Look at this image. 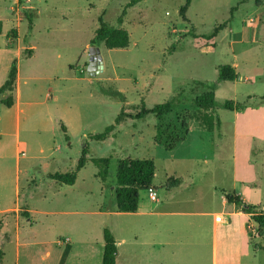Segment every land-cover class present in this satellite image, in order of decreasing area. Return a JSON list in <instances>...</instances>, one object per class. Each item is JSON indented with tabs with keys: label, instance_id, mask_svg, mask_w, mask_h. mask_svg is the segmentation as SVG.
<instances>
[{
	"label": "rangeland",
	"instance_id": "1",
	"mask_svg": "<svg viewBox=\"0 0 264 264\" xmlns=\"http://www.w3.org/2000/svg\"><path fill=\"white\" fill-rule=\"evenodd\" d=\"M131 1L23 0L20 25L5 24L6 31H19L22 53L26 48L34 51L19 60L22 110L0 105V148L6 153L2 167L9 181V186L1 187L2 205L15 201L12 182L18 174L19 202L35 210L30 214L32 226L21 230L22 241L31 242L21 247V264L26 255L41 261L47 248L51 254L46 261L56 260L63 250L57 240L67 235L78 244L83 240L78 236L85 234L101 245L106 226L118 241L125 240L120 258L144 250L140 241H130L143 215L120 212L114 194L119 161L126 157L155 162L153 184L159 200L150 201L145 191L140 197L150 207L168 198V179L183 177L194 179L191 193L199 196L210 191L209 201L217 207L222 193L246 192L248 202L264 211V0H192L186 17L181 8L187 0H141L127 7ZM14 4V0H0V9ZM125 8L121 27L130 34L129 47L101 45L104 68L89 74L88 53L100 16L119 25ZM221 64L235 66L238 78L219 83ZM212 83H218L219 103L231 99L245 105L241 110L219 107L221 125L213 131L190 117L197 111L191 98ZM103 87L119 90L125 100L103 93ZM179 93L187 99L162 120L152 114L145 119L127 117L115 135L105 140L90 136L114 124L122 110L136 113L142 105L152 108ZM183 121L193 135L169 150V133L186 135ZM85 145L89 155L110 158L106 182L93 161L77 173L73 187L50 178L51 173L74 171ZM100 205L110 214L96 213ZM44 209L87 212L46 216L41 213ZM27 219L22 217L25 223ZM250 224L252 242L244 264H264V234L259 235L254 220ZM1 240L2 236L0 247Z\"/></svg>",
	"mask_w": 264,
	"mask_h": 264
},
{
	"label": "crops",
	"instance_id": "2",
	"mask_svg": "<svg viewBox=\"0 0 264 264\" xmlns=\"http://www.w3.org/2000/svg\"><path fill=\"white\" fill-rule=\"evenodd\" d=\"M14 1V5L7 6L6 9H0V19L3 22V31L0 33V86L5 81L12 62L17 59L16 101L10 108L17 107V110L21 111L20 81L22 77L19 60L23 58V53L21 51L20 35L17 30V39L14 41L10 33L15 29L12 28L8 31L4 29L7 21H15L17 27L22 21L19 7L20 0ZM23 103L31 104L32 102L24 101ZM0 105L4 104L0 102ZM192 135L193 130L189 128L186 139L181 142L186 143ZM15 136L17 157L19 158V133L17 132ZM4 154L6 155L3 148H0V236H2L0 264H10L11 262L21 264V247L31 245L30 241H22L21 230L32 226L33 220L30 214L35 210L30 205H21L19 202L20 179L18 174L12 182L15 201L11 200L8 205H2L3 191L1 187L4 183L5 187L9 186V181L4 177L5 170L2 167ZM51 176L52 173L50 178ZM181 179L182 183L179 186L168 189L169 196L161 202L160 206L154 204L153 207H150L151 204L140 201L139 209L136 212H126L142 214L144 217L139 229L132 231L130 238V241H140L144 250L141 253L132 250L126 255L127 258H120V244L125 240L118 241L115 236L119 250L117 264H244V258L249 254V245L252 242L251 234L248 231V227L252 226L250 224V220H253L252 214L228 201L226 193L221 194V206L217 207L211 204V200L209 201L210 191H208V194L201 193L197 196L196 193L190 192L195 184L194 179L185 180L183 177ZM76 183L77 179L74 184H63L73 187ZM153 187L156 188L155 184H153ZM145 192L148 194L147 191ZM178 193H182L181 199L178 198ZM243 194L238 195L246 204H250L246 196L247 193L243 192ZM196 202H199V204L197 205ZM257 207L258 209L263 208L261 206ZM103 209L104 207L100 205L96 213L110 214L111 211ZM71 212V210L59 211L57 209L41 210V213L46 216ZM85 212L87 211L75 210L72 213L84 214ZM26 215L28 219L25 223L22 217ZM69 234H72V232H69ZM78 237L83 239L78 244L77 241H73V235L58 239L57 243H61L63 247L62 254H59L58 258L52 262L46 261V257L51 254V250L47 248L42 252L41 261L36 262L33 255H28V257L26 255L24 264H102V259L99 261L98 256L102 253L103 258L105 242L97 246L85 234H80ZM13 245H15L14 253L12 250ZM67 246L70 247V251L63 262V255Z\"/></svg>",
	"mask_w": 264,
	"mask_h": 264
},
{
	"label": "trees",
	"instance_id": "3",
	"mask_svg": "<svg viewBox=\"0 0 264 264\" xmlns=\"http://www.w3.org/2000/svg\"><path fill=\"white\" fill-rule=\"evenodd\" d=\"M23 0H20L22 2ZM141 0H132L129 2L127 7H132ZM192 0H187L186 4L181 8V13L185 16L187 9ZM263 0H257L261 3ZM127 8H125L121 15L118 17L119 25H111L104 20L103 16H100L99 22L100 25L96 30L94 37L91 40V44L94 46L104 45L108 49L114 48H127L130 45V34L127 29L121 27L124 22V17L127 14ZM186 17V16H185ZM224 26L216 28V32ZM3 31V22L0 19V33ZM10 35L14 41L17 39V30H12ZM34 51L31 48H27L22 56L24 58L31 57ZM238 72L235 66L230 64H221L219 66V77L218 82L223 81H235L238 78ZM17 76H18V62L15 59L12 62V65L9 69L7 77L3 84L0 86V102H2L7 107H12L16 101V86H17ZM218 83H212L208 85L207 89L197 95L191 100L195 105L197 111L191 115V118H196L205 126L208 130H215L220 127L221 120L216 110L219 107L228 110H241L245 108L242 102H235L234 100L227 99L222 103H219L217 100V91ZM103 93L117 97L119 100H125V95L119 90H115L110 87H103L101 89ZM3 97V95H5ZM187 98L179 93L169 100L158 103L152 108H147L145 105H142L140 110L136 113H127L125 110H122L116 117L115 123L107 126L103 132L92 133L90 136L96 140H105L110 135H115L116 127L121 124L127 117L132 119H145L151 114L154 115L159 120H162L163 117L173 111L175 107L184 102ZM182 127L186 129L185 136H173L172 133L168 134V138L171 139L167 143V148L169 150L174 149L179 142L186 139L187 134L189 133V124L188 122L183 121L181 124ZM159 134L161 133L162 126H158ZM65 130V126H62ZM88 161H93L99 167L98 175L101 177L103 182L107 181L110 158L109 157H96L89 155V146L83 148L82 155L78 160L76 169L71 172H57L52 174L54 178L59 183L63 184H74L77 179V173L83 168ZM156 167L153 159H139L126 157L119 161L118 170H117V186L114 187V194L117 201V208L120 212H136L139 209L141 192L147 191L151 186H153V181L155 179ZM182 183L181 178H170L166 183L167 189H171L179 186ZM228 201L235 203L236 205L242 207V209L252 214V219L257 223V228L259 235L264 234V211L258 210L256 205L246 204L242 198L235 192L226 193ZM104 235V251L102 264H117L118 257V244L115 238L113 231L106 226L103 230ZM264 247V246H263ZM70 251V247L67 246L63 255V262L67 258Z\"/></svg>",
	"mask_w": 264,
	"mask_h": 264
},
{
	"label": "water",
	"instance_id": "4",
	"mask_svg": "<svg viewBox=\"0 0 264 264\" xmlns=\"http://www.w3.org/2000/svg\"><path fill=\"white\" fill-rule=\"evenodd\" d=\"M104 68L103 55L100 46H92L88 53L87 71L91 75L100 73Z\"/></svg>",
	"mask_w": 264,
	"mask_h": 264
},
{
	"label": "built area",
	"instance_id": "5",
	"mask_svg": "<svg viewBox=\"0 0 264 264\" xmlns=\"http://www.w3.org/2000/svg\"><path fill=\"white\" fill-rule=\"evenodd\" d=\"M147 192H148V195H149L151 200L156 201L158 199L157 191H156V189L153 186H151L147 190Z\"/></svg>",
	"mask_w": 264,
	"mask_h": 264
}]
</instances>
